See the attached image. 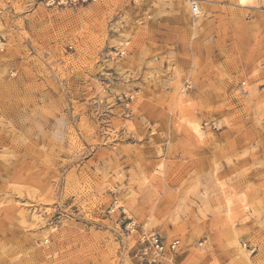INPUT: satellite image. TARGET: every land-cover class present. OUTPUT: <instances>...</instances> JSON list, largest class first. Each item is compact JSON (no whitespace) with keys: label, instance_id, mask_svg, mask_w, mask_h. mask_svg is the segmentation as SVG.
<instances>
[{"label":"rangeland","instance_id":"374dc122","mask_svg":"<svg viewBox=\"0 0 264 264\" xmlns=\"http://www.w3.org/2000/svg\"><path fill=\"white\" fill-rule=\"evenodd\" d=\"M190 3L0 0V264H264V0Z\"/></svg>","mask_w":264,"mask_h":264},{"label":"bare ground","instance_id":"6f19581e","mask_svg":"<svg viewBox=\"0 0 264 264\" xmlns=\"http://www.w3.org/2000/svg\"><path fill=\"white\" fill-rule=\"evenodd\" d=\"M191 0H187V4H186V7H187V9H189V7H192L191 8V10H190V14H191V16H193V15H200L201 13H200V11H199V9H198V5H196V3H194V4H192L191 5ZM195 12V13H194Z\"/></svg>","mask_w":264,"mask_h":264},{"label":"built area","instance_id":"2783aa9c","mask_svg":"<svg viewBox=\"0 0 264 264\" xmlns=\"http://www.w3.org/2000/svg\"><path fill=\"white\" fill-rule=\"evenodd\" d=\"M195 13V12H194ZM178 244V242H174L172 245L175 248V246Z\"/></svg>","mask_w":264,"mask_h":264}]
</instances>
